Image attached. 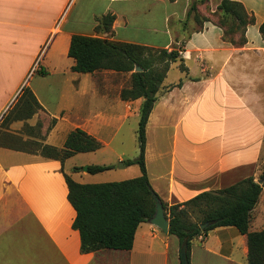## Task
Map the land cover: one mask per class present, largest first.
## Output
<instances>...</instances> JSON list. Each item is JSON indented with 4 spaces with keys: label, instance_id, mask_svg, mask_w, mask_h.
I'll use <instances>...</instances> for the list:
<instances>
[{
    "label": "crops",
    "instance_id": "obj_1",
    "mask_svg": "<svg viewBox=\"0 0 264 264\" xmlns=\"http://www.w3.org/2000/svg\"><path fill=\"white\" fill-rule=\"evenodd\" d=\"M232 1L254 18L243 45L224 40L222 28L209 20L195 30L192 0H0V120L27 87L41 108L16 121L38 133L39 142L62 148L78 127L100 143L97 150L63 162L0 144V264H181L177 237L149 220L138 225L129 250L82 252L72 227L76 212L64 173L78 181L73 173L82 165L121 162L129 177L140 175L137 164H124L138 155L137 128L122 130L129 119L138 127L143 98L124 100L120 92L127 85L101 78L104 72H120L72 71L74 59L67 53L71 36L95 35V17L108 12L115 16L112 32L102 36L168 51L182 45L179 56L187 72L174 61L178 76L168 83L165 76L145 129V167L159 199L182 203L249 176L261 179L264 0ZM179 80L180 87L169 89ZM95 152H103L106 162L93 160ZM80 154L86 156L82 164H71L67 172L66 162ZM263 229L264 186L249 222V231ZM247 254L246 234L218 226L191 240L189 260L248 264Z\"/></svg>",
    "mask_w": 264,
    "mask_h": 264
},
{
    "label": "trees",
    "instance_id": "obj_2",
    "mask_svg": "<svg viewBox=\"0 0 264 264\" xmlns=\"http://www.w3.org/2000/svg\"><path fill=\"white\" fill-rule=\"evenodd\" d=\"M217 8L225 16L230 15L241 21L243 16H248L243 5L238 1L221 0ZM192 10H196L195 2L192 3L189 14ZM114 19V14L110 12L95 17L96 34H73L67 53L74 59L71 70L75 72L93 73L98 70H112L129 73L130 84L121 90L120 96L124 100L143 98V101L137 127L139 152L135 158L125 160L124 164H137L140 175L120 181L80 183L64 173L68 187L67 198L76 212L72 227L79 232L82 252L131 249L138 225L153 216L155 192L150 186L145 167L147 118L170 63L179 60V69L187 72V67L183 64L177 49L172 48L168 51L102 36L101 32H112ZM253 22V16L249 15L248 21L244 24ZM217 25L223 30L224 40L239 45L246 42L244 31L240 37L227 38L224 25L221 23ZM259 30L264 37V22ZM137 66L141 71H134ZM181 85L182 80H179L175 85H170L169 89ZM18 101H21L24 115L22 117L17 115L13 120L26 119L41 108L27 87H23ZM0 144L10 146L3 141H0ZM99 147L100 143L96 138L77 127L67 134L62 148L39 142L37 151L42 156L63 162L75 153L94 151ZM112 167V165H88L86 171L94 174ZM74 169L77 170L78 167ZM260 178H264V170ZM263 186L264 181L258 184L252 176H249L218 190L203 191L182 203L168 205L161 201L168 219V234L176 236L180 246L186 241L189 263L191 240L194 237L205 236L218 226H235L247 236L248 264H264V229L249 231L251 211L259 199ZM206 221L212 224L201 229L199 225Z\"/></svg>",
    "mask_w": 264,
    "mask_h": 264
},
{
    "label": "rangeland",
    "instance_id": "obj_3",
    "mask_svg": "<svg viewBox=\"0 0 264 264\" xmlns=\"http://www.w3.org/2000/svg\"><path fill=\"white\" fill-rule=\"evenodd\" d=\"M196 3V10L191 11V17L196 18V25L193 27L195 30H200L202 28L203 20H209L216 24H223L225 31H226V37H240L242 31H244V34L246 32V27L249 25H245L244 23L248 21V16H243L242 21L233 16H225L218 8L217 6H212L209 3V0H192ZM175 49L179 50L182 48V45H175ZM180 55V53H179ZM178 62H172L170 65L169 70L167 71L166 78L164 80L165 83L172 82L175 80L178 76L179 69L177 67ZM101 78H105L107 80L112 81H120L124 83L125 85L130 84V79L128 73H102ZM21 102V101H20ZM19 101L15 102L13 106H11L7 112L6 115L2 117L0 120V141H3L5 144L16 147V148H25L28 150H37L39 145V140L36 139V136H38V133H35L33 129H31L28 125L22 122L13 121V119H16L15 117L23 116L24 112L21 107L22 104H20ZM19 121L23 119H18ZM132 126H136L137 123L135 119H129L125 122L124 128L122 130L126 132L128 128H131ZM136 130V129H135ZM132 131H130L131 133ZM40 136V135H39ZM40 138V137H39ZM96 154H90V155H97V158L93 160H97V162H106L105 156L103 152H95ZM86 156H83L82 154L76 155L74 158L68 160L66 162L65 170L67 172H70L71 164L81 165L83 162V159ZM121 162H114L113 163V169L112 170H106L101 173H89L85 171L86 165H82L79 168V173H73V176L76 180L83 182V183H102V182H109V181H120L124 179L131 178L129 170H125L122 168ZM135 167V166H134ZM82 171H85V173H82Z\"/></svg>",
    "mask_w": 264,
    "mask_h": 264
},
{
    "label": "water",
    "instance_id": "obj_4",
    "mask_svg": "<svg viewBox=\"0 0 264 264\" xmlns=\"http://www.w3.org/2000/svg\"><path fill=\"white\" fill-rule=\"evenodd\" d=\"M134 71H141L140 67H135ZM123 165V163H121ZM85 170L87 167L84 168ZM264 181V178H261L257 181L258 184H262ZM153 199L155 202V211L153 216L149 219L150 223L156 225L159 229H161L162 232L167 233L168 232V219L165 215L164 208L162 205L161 200L157 195H153ZM212 222L206 221L204 223H201L199 226L201 229H205L208 227ZM186 246L187 243L186 241L183 242V244L180 246V251H179V256L181 260V264H190L188 259H187V254H186Z\"/></svg>",
    "mask_w": 264,
    "mask_h": 264
}]
</instances>
